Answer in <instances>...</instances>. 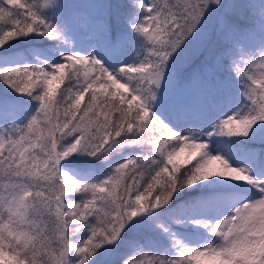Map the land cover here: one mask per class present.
I'll return each instance as SVG.
<instances>
[{"label":"snow or ice","instance_id":"6c2138e0","mask_svg":"<svg viewBox=\"0 0 264 264\" xmlns=\"http://www.w3.org/2000/svg\"><path fill=\"white\" fill-rule=\"evenodd\" d=\"M0 264H264V0H0Z\"/></svg>","mask_w":264,"mask_h":264},{"label":"rangeland","instance_id":"374dc122","mask_svg":"<svg viewBox=\"0 0 264 264\" xmlns=\"http://www.w3.org/2000/svg\"><path fill=\"white\" fill-rule=\"evenodd\" d=\"M70 2H87V0H70ZM218 167V165H217Z\"/></svg>","mask_w":264,"mask_h":264}]
</instances>
